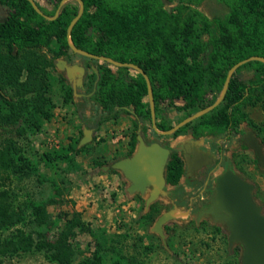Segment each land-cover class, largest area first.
<instances>
[{"label": "trees", "instance_id": "16d2710c", "mask_svg": "<svg viewBox=\"0 0 264 264\" xmlns=\"http://www.w3.org/2000/svg\"><path fill=\"white\" fill-rule=\"evenodd\" d=\"M81 1L83 13L71 31L73 45L92 55L141 68L150 81L155 117L159 120L156 127L160 131L170 129L167 117L172 110L183 113L185 119L213 105L229 70L236 64L251 57L264 59V0H217L223 7L221 14L208 18L195 12L200 23L197 31L191 22L183 25L175 22L173 11L167 9L171 0ZM26 4L27 11L48 26L41 38V31L33 30L20 21V15H14L9 19V26L16 32L15 40H20L15 45L19 49L25 44L42 46L55 34L61 48L70 53L66 30L77 8L67 3L55 21L47 22L28 2ZM73 55L85 67L86 76L83 86L77 88L82 96L76 97L69 89L65 102L70 101L74 107L82 128L91 129L95 134L105 123L121 117L131 122L127 152L107 165L133 154L139 128L146 144L156 142L159 135L151 127L143 75L131 68ZM24 66L12 62L10 68L14 75L9 82L13 95L8 106L0 107V179L4 176L23 181L35 174L36 168L19 141L24 139L28 129L38 132L42 123L51 117L39 74L35 71L36 61L28 67L27 80L20 82L19 73ZM263 98L264 62L248 61L230 76L221 102L178 128L172 138L179 141L211 138L217 143L220 139L240 135L243 125L249 123L244 108L257 105ZM178 99L181 105H176ZM65 158L58 154L42 155L47 164ZM184 172L178 151L173 147L164 171L166 184L179 187ZM108 173L118 174L113 169ZM135 197L144 202L140 196ZM188 197L190 194L180 208L183 211L189 208ZM170 208L171 204L164 206L155 202L144 218L154 221ZM192 224L195 225L194 221ZM52 227L54 223L45 205H27L18 200L13 190L0 189V264L5 258L33 253H43L50 264H103L100 247L82 256L71 244L75 230L84 229L79 213L66 217L63 227L53 237L50 236ZM234 250L240 264V247Z\"/></svg>", "mask_w": 264, "mask_h": 264}, {"label": "rangeland", "instance_id": "374dc122", "mask_svg": "<svg viewBox=\"0 0 264 264\" xmlns=\"http://www.w3.org/2000/svg\"><path fill=\"white\" fill-rule=\"evenodd\" d=\"M175 22H191L196 31L200 27L195 12L211 18L221 14L223 7L217 0H171ZM75 5V2H71ZM66 85L48 81L44 97L48 100L51 117L38 132L27 130L19 141L29 161L36 168L30 178L18 181L14 177L0 179V189L13 190L19 201L45 205L54 227L53 237L73 212L80 215L84 229H76L71 238L73 248L88 256L100 247L103 264H238L234 248L229 251L227 234L215 225L196 226L193 217H180L164 226L166 246L151 231L154 221L144 218V202L127 195L126 182L119 174L102 168L114 158L127 152L131 122L126 117L105 123L93 134L94 141L79 146L82 123L70 101L65 102ZM181 105L180 99L175 101ZM248 124L264 147V98L255 106L244 108ZM184 120L183 113L171 111L167 126L172 129ZM169 140L172 134H158ZM84 147V148H81ZM117 151H120L117 154ZM44 153L64 155L65 159L47 164ZM114 155V157H109ZM248 177L255 185V196L264 211V169L251 153ZM100 176H104L100 179ZM182 182L179 186H182ZM81 198V199H79ZM164 203V202H163ZM158 202L159 205L163 204ZM28 213H30L28 211ZM216 228L220 230L217 231ZM1 264H50L43 253L5 258Z\"/></svg>", "mask_w": 264, "mask_h": 264}, {"label": "water", "instance_id": "95a60500", "mask_svg": "<svg viewBox=\"0 0 264 264\" xmlns=\"http://www.w3.org/2000/svg\"><path fill=\"white\" fill-rule=\"evenodd\" d=\"M28 1L32 4L33 8L41 14L36 4L32 0ZM68 1L69 0H61L59 8L64 6ZM76 1L79 4V8L77 14L71 20L67 28V42L69 47L73 52L79 55L104 61L116 67L131 68L141 73L147 87V98L150 107L152 127L158 134H173L184 124L216 107L223 99L229 78L237 67L252 60L264 62L263 58L251 57L236 64L229 70L224 87L213 105L185 118L172 129L160 131L156 127L155 105L150 81L141 68L134 64L120 63L107 57L92 55L73 45L71 41V31L83 13V2L81 0ZM56 66L59 70L66 72L68 80L72 83L75 96H82L78 94L76 90L83 86L85 68L79 65L68 66L63 61H59ZM82 134L83 136L79 141V146L90 143L93 138V131L91 129L83 128ZM136 140L137 145L135 151L130 157L119 159L111 165L103 167L102 170H116L127 184L125 188L127 195L130 197L136 195L140 196L144 200V210L147 212L151 204L168 195V191L165 189L166 182L164 179V171L170 151L162 147L158 142L146 144L140 134V128L137 130ZM244 144L254 152L258 166L264 169L263 145L253 131L247 132ZM190 154H192V158L190 155H186L187 175L192 176L199 166L207 164L210 158L207 153H203L198 149H195L193 153L190 152ZM254 191L255 185L252 182L243 179L232 170L227 169L215 177L214 189L210 197L209 205L197 214L198 220L202 218L203 215H207L210 216L213 225L222 226L221 230L227 234L229 251L235 246H240V264H264V211L263 206L258 204L254 199ZM188 214V210L183 211L176 205H173L171 209L163 212L156 218L151 231L160 238L163 246H166L164 226L180 217H187Z\"/></svg>", "mask_w": 264, "mask_h": 264}, {"label": "flooded vegetation", "instance_id": "af4514ba", "mask_svg": "<svg viewBox=\"0 0 264 264\" xmlns=\"http://www.w3.org/2000/svg\"><path fill=\"white\" fill-rule=\"evenodd\" d=\"M32 1L36 4L41 14L33 8L32 4L28 0H0V107L8 106L9 100L13 95V87L9 82L14 75L10 68L13 61L16 62L17 65H26V67L24 66L19 73L20 82L27 80L30 75L28 67L31 66V64L34 65V62L36 61L37 66L35 71L38 72L41 80V91H44L43 89L45 83L52 80L56 83H64L66 85L68 88H66V95L69 89H71L74 94L72 83L68 80L66 72L57 68V63L59 61H63L68 66L79 65L84 67L79 63L78 58L73 55L77 53L73 51L67 53L65 49L61 48L58 37L55 34H51L47 39V43L42 46H29L25 44L23 48L19 49L18 46L15 45L17 41L19 42L20 40H15L16 32H14L13 28L9 26V19L14 15H20V21L33 30L37 32L41 31V38L44 37V28L48 26V24L44 21L37 19L34 15L27 11L26 2L31 5L37 15L42 17L47 22L55 21L63 7L59 8L61 1L56 2V0ZM72 1L76 4H71ZM67 3L74 8H77L78 11L79 4L76 0H69ZM85 76L86 69L83 76V82L85 80ZM168 118L169 115L167 117V121ZM155 121L157 122L159 120H156L155 117ZM242 129L243 130L240 135L220 139L217 143H214L211 138L179 141L178 139L171 138L169 140L166 137L159 136L156 142L170 151L169 157L171 155V149L173 147L176 148L179 160L185 172L183 177L180 179V183L183 181L182 186L172 187L166 184L165 189L168 191V195L165 198H160L156 202H164L162 204L164 206L171 204V208L173 205L181 208L187 194H190V197H188L190 202L189 208L187 209L189 211L187 218L191 219L193 217L194 219H191L190 222L194 221L196 226L203 225L204 223L213 225L210 220V216L203 215L202 218L198 220L197 214L209 205L210 197L214 189L215 177L225 170L230 169L243 179L251 182L248 177L249 158L247 156V152L251 153L254 157L255 155L254 152L244 144V139L247 132L252 130L245 129L244 127H242ZM195 149H198L203 153H207L210 161L207 164L200 165L196 172L192 176H189L187 175L186 155H190L192 158L193 156L190 152H195ZM253 196L257 203L260 204L255 196V191ZM219 227L220 229L222 228V226Z\"/></svg>", "mask_w": 264, "mask_h": 264}, {"label": "crops", "instance_id": "0c3cea01", "mask_svg": "<svg viewBox=\"0 0 264 264\" xmlns=\"http://www.w3.org/2000/svg\"><path fill=\"white\" fill-rule=\"evenodd\" d=\"M120 153V151H117V154H119ZM109 157H114V155H112V156H109ZM104 176H100L99 178L100 179H102ZM79 199H81V198H79Z\"/></svg>", "mask_w": 264, "mask_h": 264}]
</instances>
